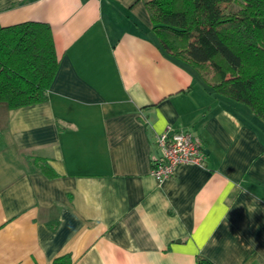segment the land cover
<instances>
[{"label": "crops", "instance_id": "crops-1", "mask_svg": "<svg viewBox=\"0 0 264 264\" xmlns=\"http://www.w3.org/2000/svg\"><path fill=\"white\" fill-rule=\"evenodd\" d=\"M25 22L59 66L45 101L0 102V264H264V120L164 53L145 0H0ZM168 128L206 165L160 183Z\"/></svg>", "mask_w": 264, "mask_h": 264}, {"label": "trees", "instance_id": "trees-1", "mask_svg": "<svg viewBox=\"0 0 264 264\" xmlns=\"http://www.w3.org/2000/svg\"><path fill=\"white\" fill-rule=\"evenodd\" d=\"M164 53L191 68L213 93L264 120V0H145ZM238 8H237V7ZM59 66L49 25L0 24V102L41 103ZM42 170L56 173L43 159ZM54 264H71L66 256ZM195 264H214L199 257Z\"/></svg>", "mask_w": 264, "mask_h": 264}, {"label": "built area", "instance_id": "built-area-1", "mask_svg": "<svg viewBox=\"0 0 264 264\" xmlns=\"http://www.w3.org/2000/svg\"><path fill=\"white\" fill-rule=\"evenodd\" d=\"M160 155L152 161V176L158 182L172 178L184 164L205 166L202 139L191 131H173L168 128L157 136Z\"/></svg>", "mask_w": 264, "mask_h": 264}, {"label": "rangeland", "instance_id": "rangeland-1", "mask_svg": "<svg viewBox=\"0 0 264 264\" xmlns=\"http://www.w3.org/2000/svg\"><path fill=\"white\" fill-rule=\"evenodd\" d=\"M237 7V6H236ZM238 8V7H237Z\"/></svg>", "mask_w": 264, "mask_h": 264}]
</instances>
